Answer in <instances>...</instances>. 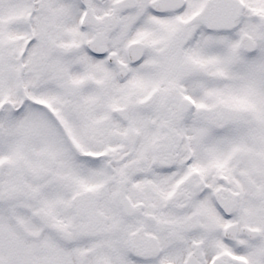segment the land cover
<instances>
[{
	"label": "snow or ice",
	"instance_id": "snow-or-ice-1",
	"mask_svg": "<svg viewBox=\"0 0 264 264\" xmlns=\"http://www.w3.org/2000/svg\"><path fill=\"white\" fill-rule=\"evenodd\" d=\"M0 264H264V0H0Z\"/></svg>",
	"mask_w": 264,
	"mask_h": 264
}]
</instances>
